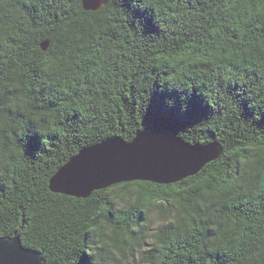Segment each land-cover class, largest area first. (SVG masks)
I'll list each match as a JSON object with an SVG mask.
<instances>
[{"label": "trees", "instance_id": "16d2710c", "mask_svg": "<svg viewBox=\"0 0 264 264\" xmlns=\"http://www.w3.org/2000/svg\"><path fill=\"white\" fill-rule=\"evenodd\" d=\"M0 24V104L32 101L5 109L0 237L18 232L45 264H98L104 220L136 245L133 264H264V0H0ZM159 129L221 154L175 184L117 183L143 185L124 208L113 185L50 189L81 149Z\"/></svg>", "mask_w": 264, "mask_h": 264}, {"label": "water", "instance_id": "95a60500", "mask_svg": "<svg viewBox=\"0 0 264 264\" xmlns=\"http://www.w3.org/2000/svg\"><path fill=\"white\" fill-rule=\"evenodd\" d=\"M83 5L86 10H97L102 0H83ZM221 151L217 144L194 145L163 129L141 131L131 141L113 137L81 149L51 178L50 189L86 198L114 183L171 185L196 174ZM0 264H45V260L40 251L25 246L16 232L0 237Z\"/></svg>", "mask_w": 264, "mask_h": 264}, {"label": "clouds", "instance_id": "9594fccd", "mask_svg": "<svg viewBox=\"0 0 264 264\" xmlns=\"http://www.w3.org/2000/svg\"><path fill=\"white\" fill-rule=\"evenodd\" d=\"M9 28L7 25L0 24V39H4L5 35L8 34ZM49 61L45 60V64ZM58 67V65H55ZM16 88L20 85L15 84ZM31 99L24 95L18 94L14 97H10L6 104H0V133L6 129L7 126V113L5 109L11 110L12 113L23 112L25 114L31 113ZM42 114L33 113L32 118L36 121L41 119ZM10 153L0 148V160H7ZM0 171V175H2ZM143 185L138 183H132L128 185H121L114 183L111 188L106 192L108 199H110L118 208H124L130 203H137L140 189ZM222 191H228V188L221 189ZM221 190H217L215 193H209V195L219 196ZM161 223H167V221H158L152 225L153 229L159 227ZM92 231L96 235V242L99 248L104 250V260L98 261V264H133V249L136 247L134 243L129 242L130 246H125L122 242L123 234L113 227V225L107 221L101 220L97 225L93 226ZM155 231L149 232L145 235V240L149 243H156ZM208 243L210 246L224 245L225 241L218 237L211 238ZM140 257L136 255V264H139Z\"/></svg>", "mask_w": 264, "mask_h": 264}, {"label": "rangeland", "instance_id": "374dc122", "mask_svg": "<svg viewBox=\"0 0 264 264\" xmlns=\"http://www.w3.org/2000/svg\"><path fill=\"white\" fill-rule=\"evenodd\" d=\"M154 222H156V223H157V221H156V218H154Z\"/></svg>", "mask_w": 264, "mask_h": 264}]
</instances>
